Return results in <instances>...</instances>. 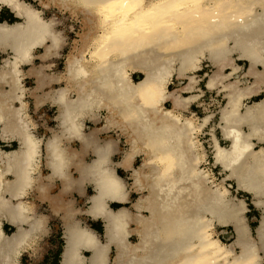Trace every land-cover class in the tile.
Instances as JSON below:
<instances>
[{"label":"bare ground","instance_id":"obj_1","mask_svg":"<svg viewBox=\"0 0 264 264\" xmlns=\"http://www.w3.org/2000/svg\"><path fill=\"white\" fill-rule=\"evenodd\" d=\"M39 2L68 21L45 18L25 0H0V12L18 19L0 22V52L8 54L0 64V264L40 249L50 231L45 202L63 224L62 264H264V0ZM78 25L80 39L55 73ZM201 59L216 69L207 88L227 100L217 124L228 145L212 134L221 183L200 169L198 135L211 116L202 124L185 116L199 96L184 94L196 90L191 73ZM130 72L143 77L134 82ZM174 76L182 87L171 92ZM47 105L57 125L45 117L43 137L31 110ZM113 129L117 137L102 138ZM228 180L260 211L254 229ZM88 187L81 208L71 194ZM82 215L103 222V239Z\"/></svg>","mask_w":264,"mask_h":264},{"label":"rangeland","instance_id":"obj_2","mask_svg":"<svg viewBox=\"0 0 264 264\" xmlns=\"http://www.w3.org/2000/svg\"><path fill=\"white\" fill-rule=\"evenodd\" d=\"M27 2H29L33 7L38 8L40 10L43 11L44 13V17L45 18H52L55 17L56 19H66V21H68V14L66 13H62L61 11H59L56 8L50 7L47 9H44L43 7H41L39 0H25ZM8 22V23H13L15 21H18V19L9 11V9H7L6 7H3L2 12L0 13V22ZM73 23V19L70 20V22L68 23L69 27H71ZM80 25V24H79ZM77 28V31L74 32L72 34V36L70 37V46L68 49H66L63 52V55L61 56V58L59 59V67L57 69H55V73H59L61 71H64L65 68V61H66V56L67 54H69L73 49L72 47L74 46V40L75 39H80V36L78 35V32H82L83 30L79 27ZM75 35V36H74ZM66 38L68 39V34L65 33ZM42 49H39L38 52H41ZM8 56V54H2L0 53V64L3 57ZM53 59V60H52ZM51 61H56L55 59L57 58H52ZM37 64H40V60L36 61ZM242 66V70L245 71L247 70V63L240 61L239 62ZM200 64V70L195 72V73H191V75H195L198 82L196 84V90H193L192 93H186L184 94L186 97L190 96L191 94H195V95H199L198 98L193 101L191 103V108H190V112H185V116L186 117H192L196 120V122H200L201 124L203 123L204 119L207 116H211L210 120L208 121V123L206 125H204L201 130H200V134L198 135V139L200 141V152L205 154V158L203 159V161L200 164V169L204 170L206 172L209 173V176L211 177L212 180H215V183H221L223 178L225 177V172L217 165L215 164V160H214V143H213V137L212 134L213 132L215 133L216 137H218L221 141V143L226 146L228 145V143L221 137V133H220V129L219 126L217 124L218 120H219V116H220V110L226 105V98H224L225 96V92L223 91H219V87L218 88H207V82L209 81L210 77L216 72V69L206 60V59H201L199 61ZM29 69V67H25V71L27 72ZM231 70L228 69L227 72H230ZM131 73V77L132 80L134 82H138L139 80H141L140 78L143 77V75L141 73L138 74L137 73ZM190 75V74H189ZM234 80V79H233ZM249 80V79H248ZM179 81L180 78H178L177 76L172 77L171 81H170V86H169V90L171 92L173 91H177L179 89H181L182 86L179 85ZM184 83L187 82V80L184 78L183 80ZM250 81H252V79H250ZM24 83L27 85L28 88L33 89L36 86V81L35 78H33V76H26ZM185 85V84H184ZM183 85V86H184ZM264 94V93H263ZM27 100L29 101V104L32 105L34 99L31 97L30 92L28 91L27 94ZM261 97H257L254 98V100H257ZM198 100V101H197ZM251 100H246L245 103H250ZM48 110V111H47ZM39 111V112H38ZM47 111V112H46ZM56 114V108H53L50 105H47L45 107H43L42 109L39 110H31V116L34 119V121L37 122V124L39 125L38 128V132L37 134H39L40 136L46 135V134H50L48 132V130H46L45 126H44V118L47 117L51 120L54 119ZM103 114H105V112H103ZM198 119V120H197ZM57 122H55L54 120L50 122V126L52 127H56ZM103 124L100 123L98 126L101 127ZM94 128V125L90 123V129ZM88 129V130H90ZM117 132H115V130H111L108 133H105L102 135V138H109L111 136H115L117 137ZM2 145H4V147L6 146L5 143H2ZM13 146L15 147L16 145L13 144ZM7 149V147H5ZM126 146L123 144V146L121 147V149H125ZM120 154H117L115 156V159L118 160L120 158V156H118ZM92 155L88 154L87 158L89 159ZM140 163V161H137L135 163V166H138ZM123 176L127 177V182L129 185H131L133 183V181L130 178V172H124L121 173ZM58 184V181H57ZM225 186L228 187V189L230 190L231 194L236 196V197H240V198H245L249 207H250V211L248 212V218L250 220V222L253 224L252 228L254 229L257 222H253L254 221V216H256L258 218V216H260V211L258 209H256L254 207V205H252V196L243 192V191H239L236 187V184L234 183V181L232 180H228L224 183ZM90 193L92 194L93 191L90 187H88L87 191L82 195L79 194L77 192H73L71 194V198L74 197L75 201H76V205L81 207V208H85L87 207V203H86V197L88 195H90ZM79 194V195H78ZM136 194L133 195V199H136ZM78 203V204H77ZM42 208V209H41ZM39 209L46 215L49 216V227H50V231L47 235H45V237H43V240L40 243V249H38L37 251L34 252H27L25 253L21 259H20V264H53L54 261V254L58 248L59 242L61 239H63L62 237H59V234H62V222L59 219L58 216L54 215V213L50 212L48 203H39ZM83 218V221L86 224H89L90 226L93 224V226H91L92 228H94L95 230H97V232L101 235V237L103 236V222L101 220H93L91 218H89L88 216H81ZM6 232L7 234H10L13 230V228L9 225L6 226ZM221 230V229H219Z\"/></svg>","mask_w":264,"mask_h":264},{"label":"clouds","instance_id":"obj_3","mask_svg":"<svg viewBox=\"0 0 264 264\" xmlns=\"http://www.w3.org/2000/svg\"><path fill=\"white\" fill-rule=\"evenodd\" d=\"M56 155V158L58 160L62 159V155L59 152V148L57 149V153H54ZM108 182L110 183V185L112 186L113 190L115 192H119L122 188V181L119 179V177L117 176H111L108 178Z\"/></svg>","mask_w":264,"mask_h":264},{"label":"trees","instance_id":"obj_4","mask_svg":"<svg viewBox=\"0 0 264 264\" xmlns=\"http://www.w3.org/2000/svg\"><path fill=\"white\" fill-rule=\"evenodd\" d=\"M59 237L61 238L62 237V234L60 233L59 234ZM64 246V241L63 239L60 240L59 242V245H58V248L54 254V261H53V264H59V261H60V254L62 252V248ZM25 264V263H24Z\"/></svg>","mask_w":264,"mask_h":264},{"label":"flooded vegetation","instance_id":"obj_5","mask_svg":"<svg viewBox=\"0 0 264 264\" xmlns=\"http://www.w3.org/2000/svg\"><path fill=\"white\" fill-rule=\"evenodd\" d=\"M13 144H15V143H12L11 145H10V147L9 146H7V149H11V148H14V146H13ZM16 145V144H15ZM15 147H17V145L15 146ZM133 198V197H132ZM86 203H87V201H86ZM113 207H117L116 205H113ZM83 216V215H82ZM90 218V217H89ZM91 219H93V218H91ZM93 220H99V219H93ZM84 222V221H83ZM85 223V222H84ZM86 224V223H85ZM87 225V224H86ZM91 226H93V224L91 225ZM94 229V228H93ZM97 231V230H96ZM98 233V232H97ZM98 235H99V233H98ZM99 237H100V235H99ZM101 239H103L104 238V236H102V237H100ZM113 257V253H111L110 254V258H112Z\"/></svg>","mask_w":264,"mask_h":264},{"label":"water","instance_id":"obj_6","mask_svg":"<svg viewBox=\"0 0 264 264\" xmlns=\"http://www.w3.org/2000/svg\"><path fill=\"white\" fill-rule=\"evenodd\" d=\"M89 227H91L89 224H87ZM62 227H63V224H62ZM103 227H104V224H103ZM92 228V227H91ZM103 231H104V229H103ZM62 232H63V230H62ZM100 235V234H99ZM64 235L62 234V237H63ZM100 237H101V235H100ZM64 242H65V240H64ZM65 247H66V245H64L63 246V252H61V254H60V261H59V264H62V262H63V254H64V251H65Z\"/></svg>","mask_w":264,"mask_h":264},{"label":"crops","instance_id":"obj_7","mask_svg":"<svg viewBox=\"0 0 264 264\" xmlns=\"http://www.w3.org/2000/svg\"><path fill=\"white\" fill-rule=\"evenodd\" d=\"M0 13H1V12H0ZM0 53H1V52H0ZM2 54L4 55V53H2ZM37 132H38V131H37ZM36 134H37V133H36ZM3 147H4V146H3ZM5 147H6V146H5ZM5 147H4V148H5ZM58 186H59V184H58ZM87 189H88V188H87ZM54 215H55V214H54ZM56 216H58V215H56ZM59 219H60V218H59ZM103 228H104V227H103ZM103 234H104V233H103ZM62 238H63V237H62ZM63 241H64V240H63ZM40 243H41V242H40ZM40 243H39V244H40Z\"/></svg>","mask_w":264,"mask_h":264}]
</instances>
